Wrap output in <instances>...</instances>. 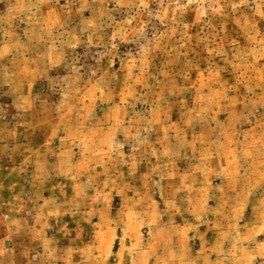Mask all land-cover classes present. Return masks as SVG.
Instances as JSON below:
<instances>
[{
	"label": "rangeland",
	"instance_id": "374dc122",
	"mask_svg": "<svg viewBox=\"0 0 264 264\" xmlns=\"http://www.w3.org/2000/svg\"><path fill=\"white\" fill-rule=\"evenodd\" d=\"M0 253L264 264V0H0Z\"/></svg>",
	"mask_w": 264,
	"mask_h": 264
},
{
	"label": "crops",
	"instance_id": "0c3cea01",
	"mask_svg": "<svg viewBox=\"0 0 264 264\" xmlns=\"http://www.w3.org/2000/svg\"><path fill=\"white\" fill-rule=\"evenodd\" d=\"M2 248L4 249V254H6V255L9 253V250H11L9 247H2Z\"/></svg>",
	"mask_w": 264,
	"mask_h": 264
}]
</instances>
